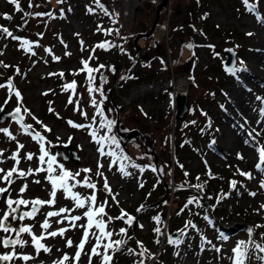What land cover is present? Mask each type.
Listing matches in <instances>:
<instances>
[{
	"label": "rangeland",
	"instance_id": "374dc122",
	"mask_svg": "<svg viewBox=\"0 0 264 264\" xmlns=\"http://www.w3.org/2000/svg\"><path fill=\"white\" fill-rule=\"evenodd\" d=\"M108 1L115 9L118 22L108 21L107 16L100 14L93 17L85 13L84 4H90V0H63L62 3L58 0H17L21 8L19 12L15 11L14 4L0 0V27H7L14 37L19 38L13 39L0 33V84L6 85L11 79L15 90L23 97V107L51 129L45 131L22 108L24 124H31L44 137L45 149L49 155L56 157V163L73 174L79 172L77 181H83L87 176L96 184L95 190L77 186L73 192L80 193L82 197L95 192L97 207L106 202L107 216L102 217L106 223L108 216L119 217L121 209L135 218L131 226L119 219L107 224L106 231L113 232L112 240L126 241L121 251L113 254L109 250V254L113 255L112 264H138L141 259L145 264L148 254L143 258L138 255L142 249L137 242L148 249V253L155 254V259H149L146 264H232L229 257L239 241L251 239L264 246V227H258L264 225V209H261L264 189L260 187L264 173L256 168L259 163L256 149L264 147V117L260 114L263 100L257 99L264 98V25L256 17L264 18V0H249V4L257 7L254 13L248 11L243 0H171L170 8L167 10L165 4L157 19L162 26L159 28L162 34L155 32V25L153 32L157 39L151 34L138 38L136 42L134 37L138 33L143 29H146L145 32L150 30L155 16L152 8L155 10L161 0L155 3L152 0H139V7L136 11L132 9L127 20L122 16L124 0ZM30 2L32 7H29ZM25 13L31 15L25 16ZM35 13L44 15L36 16ZM5 14L12 19H5ZM204 26L207 28L205 32L202 30ZM24 40L31 45L28 51L22 43ZM187 40L199 44L194 47V56L181 47ZM102 42L122 46L106 51L95 48ZM225 47L235 51V75L229 74L222 65L224 56L221 50ZM54 57H59V60ZM82 61H88L91 68L104 65L92 75L96 77L95 86H102L105 96L107 93L111 96L110 100H104L102 107L109 120H116L111 134L120 144V148L106 145L104 151H115L117 155L123 151L131 158L130 162L118 160L112 164L113 157L101 156L97 151L98 145L89 135L92 128H74L68 123L92 124L95 114V108L91 105L92 96L97 101L101 99L98 93L94 92L92 96L88 93V73L80 71ZM16 69H19L18 74ZM152 71H155L153 80H147L146 72ZM61 72L64 73L63 78L49 75ZM101 75L107 79L103 85ZM178 79L188 82L185 88L188 110L181 119L175 117V84ZM73 81L76 83V95L71 89L65 91L63 88V85ZM144 87L149 89L142 90ZM70 98L73 104L68 103ZM77 100L80 108L87 113V118L75 110ZM0 106L5 107L6 113L18 106L14 95L9 98L7 88L0 89ZM50 107L54 111H49ZM234 114L239 117L237 121L240 126L229 120L228 116ZM99 122L100 118L96 117L93 127L99 128ZM4 128L15 139L0 132V150L4 153L0 157L3 160L0 168L5 171L11 169L15 162L9 157L19 152L20 164L17 167L25 172L29 168L34 171V175L26 179L14 175L11 198L47 201L51 191L47 172H35L37 168H47V164H41L38 159L41 155L40 144L26 135L11 117L0 122V129ZM131 130H137V133L127 138ZM106 131L103 129L99 134L104 135ZM18 143L24 147L18 149ZM67 147L76 152L77 161L64 160L57 154V149L65 152ZM29 153L33 155L31 161L25 159ZM121 163L128 165L125 168L128 175L120 171ZM131 163L139 168L131 167ZM98 164L103 165L99 169L103 177L96 175ZM140 168L144 171L141 172ZM83 169L92 171L86 173ZM238 169L251 173L252 179L240 175ZM104 177L115 200L103 189ZM130 178H133L132 181ZM36 180L40 183H35ZM179 181L184 183L179 184L183 187L181 191L175 188ZM201 181L212 190L225 191L231 181H235L236 185L205 206L200 196L192 190V184ZM25 184V192L22 196L18 195ZM0 187H7V184L0 183ZM4 197L7 198L8 193ZM193 197L196 199L188 204ZM6 207L3 199H0V216ZM27 207L21 206V209ZM62 207L73 209L71 215L82 216L77 224H86L87 218L83 217V212L87 210V205L84 209H76L74 202L70 197L65 198L62 190L57 191L54 206L46 205L32 220L12 221L10 218V224L17 229L22 225L30 226L39 236L43 230L38 226L45 220L48 209L58 210ZM21 209L17 215L22 213ZM156 217L163 223L162 227L159 226L160 233L152 227ZM59 219L61 217L50 218L52 226L48 231L62 227L70 230L63 238L49 237L41 241L51 248L50 253L41 250L37 255L30 245L16 247L18 253L35 257L26 264H53L65 253L74 256L84 229L71 228L68 221L56 223ZM189 221L195 225L194 228L185 227ZM232 226L236 230L235 235L222 238ZM121 228L127 229V236L116 235ZM248 229H252L251 236ZM91 232L99 235L95 227L90 230L85 252H90L95 244V236ZM170 232L178 233V238L173 240L179 239V245L168 242ZM184 232L187 233L186 239ZM4 235L15 239L14 233L0 231V236ZM21 238L30 241L26 233ZM68 239L73 241L71 248L65 246ZM108 242L101 241L102 244ZM129 249L136 254L127 256ZM7 251L11 249L0 250V254ZM99 251L103 252V248ZM11 264L25 262L15 259ZM80 264H88L86 255L82 254ZM93 264H101V258L93 257ZM251 264L259 262L253 259Z\"/></svg>",
	"mask_w": 264,
	"mask_h": 264
},
{
	"label": "snow or ice",
	"instance_id": "6c2138e0",
	"mask_svg": "<svg viewBox=\"0 0 264 264\" xmlns=\"http://www.w3.org/2000/svg\"><path fill=\"white\" fill-rule=\"evenodd\" d=\"M8 3L14 4L15 5V11L19 12L21 11L20 5L17 2V0H7ZM59 3H62L63 0H58ZM243 3L247 7L248 11L250 13H254L257 11V7L253 4H249V0H243ZM39 7V5H36ZM96 6L97 8H100L105 12V15H107V11L103 8V5L100 4L99 0H96ZM29 7H32L31 2L29 3ZM31 15L29 13H25V16ZM36 16H42L44 15L43 13H35ZM47 15L51 16V13H48ZM5 19L11 20L12 17L10 15L5 14L4 16ZM256 19L258 22H260L262 25H264V18L261 16L257 15ZM99 30V29H98ZM0 33L6 35L7 37H12L13 39H19L18 37H14L13 33L7 28V27H0ZM106 34H110L106 33ZM118 34V31H117ZM78 35V34H77ZM251 35V33H249ZM23 45H26L27 47L25 48L26 51H28L31 47L29 42L27 40H24ZM82 43V42H81ZM108 45L102 43L100 45H97V47L100 48H105ZM110 46H116V45H110ZM189 49L192 48V45H186ZM34 54V53H33ZM66 55H70V53H66ZM92 57L90 56L89 59ZM54 59L59 60V57H54ZM241 64L243 63L242 61L240 62ZM83 68L80 71H86L88 73L87 77V91L92 96V94L98 93L101 99L97 101V99L92 96L91 99V105L95 108V114L92 117V124L90 125H77L74 124L72 121H68V123L74 127V128H83V127H89L92 128V131L89 133V135L92 137V140L98 145L97 151L100 153L101 156L107 155L110 157H113L112 164H115L118 160L119 161H131V158L124 155L123 151L119 155L115 151H108L105 152V146L107 145L109 148L112 147V145H115L116 148H120V144L117 141V138L114 134H111L113 131V127L115 125V121L109 120L105 114H104V108L102 107L104 100L106 99V96L104 94L103 88L101 87H96L95 86V81L96 77L92 75L94 72H99L101 68L104 67V65H100L97 68H91L89 67V62L88 61H82ZM5 68L8 67V65H4ZM246 71V69H243ZM114 71V69H113ZM226 71L229 72V74L235 75V72L237 69L233 68H228ZM17 74L19 73V69H16ZM79 74V73H76ZM49 75H59L61 78H63L64 73H50ZM130 78V77H129ZM121 79H124V77H121ZM101 85L107 82L106 77L101 75L100 77ZM7 88L9 98H11L12 95H14L18 101V106L14 109V112L11 113L12 117L16 122L23 128L24 133L26 135H29L32 137L33 140H36L40 144V153L41 155L38 157L39 162L41 164H47V168H37L35 172H47V180L51 184V191L49 193L50 198L47 201L40 200V199H35V200H25L23 198L20 199H12L11 198V185L15 182L13 177L15 175L16 178H21V179H26L28 176L34 175L33 169L29 168L27 172L24 170H20L17 166L20 164V159H19V152L13 153L10 159H12L15 163L14 166L5 171L3 168H0V183H6L7 187H0V199H3V202L6 204V210L3 211V215L0 216V231L3 233H9L12 232L15 234V239L11 237H0V245H2L5 249H11V251L4 252L0 254V264H11L12 261L15 259H20L22 261L26 262L35 259L34 256L27 255V254H21L16 251V247L19 246L20 248H23L25 246H32L36 252L37 255L40 254L41 250H43L45 253H50L51 248L46 246L44 243L41 241L51 237L55 238L57 236L64 237L65 233L69 231L70 229L67 227H62L59 228L58 230H54L49 232L48 229L51 228V224L49 223L50 218L52 217H61V219L57 220L56 223L63 224L65 221H68L69 225L71 228H83V235L82 238L79 242V244L76 245L77 251L75 252L74 256H69L67 253H65L60 259L53 261V264H66V262L71 261L72 264H80L81 261V256L86 255L88 257V264H93V257H100L101 258V264H112L113 261V255L109 254V250L113 254L121 251V246L125 244L124 239H118V240H112L113 232L112 231H106L107 224L111 223L113 220L119 219V220H124V223L131 226L134 217H132L130 214L126 213L123 209H121V215L119 217H111L108 216L107 223L105 220L102 218L104 216H107V213L105 212V205H101L97 207V197L95 195V192L89 196H84L82 197L80 193L78 192H73V189L76 188L77 186L88 188V189H96V184L91 182L89 177L85 176L83 178V181H77L76 177L80 175L79 172L73 174L69 172L68 170L64 169L62 165H59L56 163V157L49 155V152L45 149L44 146V137L35 129H33V126L31 124H24V118L23 116L20 115L21 110L23 108V112L30 115L31 118L36 121L37 124H40L41 127L44 128L45 131H51L46 125L43 124V122L39 121L34 115L31 114L30 110L27 108L23 107V97L21 93L17 90H15V87L12 83L11 79H8L7 84H0V89ZM63 88L65 91H68L69 89L72 90L73 95H76L75 89H76V83L73 81L72 83L65 84L63 85ZM48 93H43V95H47ZM258 100H264V98L257 97ZM7 103V100L5 101ZM69 104H73L74 101L70 98L68 101ZM76 111H79L81 115H83L85 118H87V113L84 112L80 106H79V101H75ZM4 111V108L0 106V112ZM49 111H54L51 107L49 108ZM261 116L264 117V109H261L260 112ZM96 117L100 118L99 122V128L93 127V125L96 123ZM29 129H33L31 132ZM106 129V133L104 135H100V131ZM0 132H3L6 136H8L10 139H15V136L12 135L8 131V129H0ZM34 133V134H33ZM260 133H257L259 135ZM71 139V138H69ZM247 143V141H246ZM24 147L23 144H17L18 149H22ZM256 151L258 152L259 155V163H257L256 168L257 171L264 173V147L257 148ZM4 153L2 150H0V157H3ZM47 157V160L45 159ZM238 158L243 159L242 156H238ZM26 160L31 161L33 159V155L31 153L27 154L25 156ZM0 163H3V160L0 159ZM53 165H56L55 167ZM128 165H125L121 163L120 166V171L122 172L123 175H128L125 171V168ZM131 167L134 168H139L138 165L135 163H131ZM103 165L98 164L96 175L98 177H103V172H101L99 169L102 168ZM182 167V166H181ZM59 169V172L57 174V170ZM155 171V169H153ZM83 172H91V169H83ZM140 171L143 172L144 169L140 168ZM162 171V170H161ZM240 175L247 177L248 179H252V174L251 173H246L243 171H240ZM188 173L185 172V176H187ZM209 176H211V173L209 172ZM199 180V177H197ZM69 181H72L70 184ZM35 183H40L39 180H36ZM231 186L234 188L236 185L235 181L230 182ZM143 185H141L142 187ZM192 187H195L197 189L202 190L203 185L198 184V185H193ZM260 187L264 189V180H261L260 182ZM27 188V185H23L19 189L18 195H21L25 192ZM104 189L110 194L111 189L109 187L107 178L104 177ZM58 190H62L63 193L65 194V198H71V200L74 202V206L76 209H84L87 205V210L83 212V217L87 218V222L85 225H79L76 222L80 221L82 219L81 215H71V212L73 209L69 208H60L58 210H53L49 211L46 213V218L41 224L42 232L39 236H37L33 231L30 226H24L22 225L21 227L13 228L10 224V218L12 221H15L19 219L20 221H23L25 218H33L35 214L40 210V206L47 205L49 207H52L56 203V194ZM8 193V197L5 198L4 194ZM250 195L255 196L256 193H250ZM112 199L115 200V195H112ZM196 198L193 197L192 199L188 200V204H192L193 201ZM118 204V201H116ZM217 203H219V199L217 200ZM29 204H31V210L28 212H22L21 214L17 215L19 210L21 209V206L27 207ZM187 206V205H186ZM143 207V206H141ZM261 209H264V205H261ZM137 211H141V209H137ZM67 213V215H65ZM97 217H101L100 219H97ZM127 217V219H125ZM157 222H159L160 218L156 217L155 218ZM207 219V217H206ZM188 226L195 227V225L191 224V221H189L185 227L187 228ZM98 230L99 235L96 234V232H91L92 236H95V244L91 247L90 252H85V245L89 242V235H90V230L93 229ZM141 227H143L141 225ZM258 227H264V225H260ZM155 232L160 233L161 229L159 227L155 228ZM249 235L251 236L252 234V229H248ZM27 234L30 237V241L27 239H22V234ZM183 235V232L181 233ZM116 235L119 236H127V229L126 228H121ZM130 238V237H129ZM226 238V237H222ZM262 239H264V236H262ZM102 240H108V243L102 244ZM170 244H176L179 245L180 240H172L169 239L168 241ZM159 243V241H157ZM138 247L142 249L141 252L138 253L142 258L145 257V254L147 253V259H155V254L148 253V249L144 248V246L140 243L137 242ZM66 247H73V241L71 239H68L66 241ZM103 248V252L99 251V249ZM130 254H136L133 249L128 250ZM216 251H220V249H216ZM233 255L229 257V259L232 261V264H251V261L255 259L256 261L259 262V264H264V255H260V253H264V246H261L260 244L255 243L251 239L249 241H239L232 249ZM138 264H144V259H141Z\"/></svg>",
	"mask_w": 264,
	"mask_h": 264
},
{
	"label": "trees",
	"instance_id": "16d2710c",
	"mask_svg": "<svg viewBox=\"0 0 264 264\" xmlns=\"http://www.w3.org/2000/svg\"><path fill=\"white\" fill-rule=\"evenodd\" d=\"M91 1V3L90 4H84V8H85V13H87V14H90L91 16H93V17H96L97 15H102V17H106L107 19H108V21H116V22H118L119 21V18L118 17H116L115 15H116V13H115V9L112 7V5H111V3L108 1V0H105L106 1V4H105V1L104 0H99V2H100V4H102L103 5V8L107 11V15H105V12L103 11V10H101L100 8H97V6H96V0H90ZM154 7V6H153ZM152 11H155L154 10V8H152ZM117 16H118V14H117ZM156 29H155V32H159V34L161 35L162 33H161V31H160V29L158 28L159 26V22H157L156 24ZM205 27V28H204ZM204 27H202V30L205 32V30H207V28H206V26H204ZM144 31H141L140 33H143V32H145V30L146 29H143ZM202 31V32H203ZM155 32H152L151 34L153 35V38H155V39H157L155 36L156 35H154V33ZM203 32V33H204ZM150 34V35H151ZM197 38H198V36H196ZM105 39H103V41H104ZM102 43H104V44H106V45H108L107 47H106V50H109L110 48H117V49H120L121 48V46L122 45H120V44H118V45H116V46H110V45H114V44H110V43H106V42H102ZM101 43V44H102ZM192 45V48L191 49H189L188 47H186V45ZM100 45V44H99ZM196 45H199V44H196L195 42H193V41H191V40H187V41H185V43L181 46L182 47V49H186L189 53H190V55H193L194 54V47L196 46ZM95 48H97V49H103V48H100V47H97V45L95 46ZM104 50H105V48H104ZM105 50V51H106ZM194 56V55H193ZM90 61V60H89ZM146 74H147V80H153V78H152V76H154V74H155V71H152V72H146ZM157 74V73H156ZM134 75V74H133ZM130 77H133L132 75L130 76ZM106 98H108L109 100L111 99V96H110V94L109 93H107V95H106ZM115 121V123H116V120H114ZM132 179L133 178H130L129 180L130 181H132ZM207 180V179H206ZM232 182V181H231ZM180 183H182V182H178L177 184H176V190H178V191H181L182 189H183V187H182V185H179ZM182 184H184V183H182ZM198 184H201V185H203V189L202 190H200V189H197V188H195V187H192V190H193V192L194 193H196V194H198V196H200V198H201V200H202V202L205 204V206L206 205H208V204H210V202L213 200V199H216V198H218V195H220V194H222V193H224V192H226L228 189L230 190V188H231V184H229V186H228V188L225 190V191H221V190H212V189H209L208 188V185H205V183L203 182V181H201V182H199V183H196L195 185H198ZM194 184H192V186H193ZM186 187V186H185ZM149 208V207H148ZM148 210L149 209H147V212H148ZM205 218V217H204ZM201 219H203L202 217H201ZM154 221H156V223L155 222H153L152 221V223H154V225L152 226L154 229L153 230H155V228H157V227H159L160 225H161V227H162V225H163V223H162V220L160 219L159 220V222H157V220L155 219ZM184 234L186 235L185 236V239L187 238V233L186 232H184ZM157 238H159V234H158V237ZM158 240V239H157ZM128 253V252H127ZM131 254L129 253L127 256H130ZM148 260L149 259H146L145 260V264L148 262Z\"/></svg>",
	"mask_w": 264,
	"mask_h": 264
},
{
	"label": "water",
	"instance_id": "95a60500",
	"mask_svg": "<svg viewBox=\"0 0 264 264\" xmlns=\"http://www.w3.org/2000/svg\"><path fill=\"white\" fill-rule=\"evenodd\" d=\"M166 2H167V0H161L155 6V16H154V20L152 22V26H151L150 30L148 32L138 33L134 37V42H136L138 38L149 36L153 32V30L155 28V24L157 22V19L159 17V13H160L161 9L165 6ZM137 51H138V48H137ZM221 55L224 56V60H223L222 65H223V67L225 69L235 67V51L231 47L223 48L221 50ZM175 97H176V103H177L175 117L177 119H181L187 113V110H188L187 93L185 92V90H177L176 93H175ZM3 108H4V111L0 112V122L4 121L8 117L13 118L11 113L14 112V109L12 111L6 113L4 106H3ZM261 109H264V100L262 101ZM20 115L23 116L22 113H20ZM136 133H137V130H131L129 132L127 138L133 137ZM57 154L60 157H62L64 160H69V159H71L73 161H77L78 160L76 152L71 147H67L65 152H63L61 149H57ZM103 189H104V186H103ZM105 192H107V191L105 190ZM165 197L166 196H164L163 199ZM163 199H161V200H163ZM41 207L42 206H40V208ZM30 210H31V208L28 209V210H24L22 212H28ZM168 236H169L170 239L173 240V239L178 238V233L177 232H170L168 234Z\"/></svg>",
	"mask_w": 264,
	"mask_h": 264
},
{
	"label": "bare ground",
	"instance_id": "6f19581e",
	"mask_svg": "<svg viewBox=\"0 0 264 264\" xmlns=\"http://www.w3.org/2000/svg\"><path fill=\"white\" fill-rule=\"evenodd\" d=\"M152 1L154 3L157 2V1H154V0H152ZM138 7H139L138 0H124L123 1V10L125 12H127V15H125V19L127 20L130 17V15L132 13V9L134 11H136ZM123 10H122V12H123ZM158 26H159L158 28H160L161 24L159 23ZM165 28H166V26H165ZM165 31H166V29H165ZM187 85H188V82L186 80L178 79L176 84H175V89H177V90H185ZM145 89H149V88L148 87H144L142 90H145ZM228 118H229L230 121H232L236 125L238 124V126H240L239 122L237 121L239 119V117H237L236 114H234L233 116L230 115V116H228ZM226 231H229V232L226 235L223 236V237H226L224 239H228V237H232L236 233V230H235V228L233 226L228 228Z\"/></svg>",
	"mask_w": 264,
	"mask_h": 264
},
{
	"label": "flooded vegetation",
	"instance_id": "af4514ba",
	"mask_svg": "<svg viewBox=\"0 0 264 264\" xmlns=\"http://www.w3.org/2000/svg\"><path fill=\"white\" fill-rule=\"evenodd\" d=\"M46 205H44V206H42L41 207V209L35 214V216L36 215H38V213H40V211L45 207ZM31 208V206H29V207H27V208H25V209H21V212L22 211H24V210H28V209H30ZM54 209L53 208H50V209H48V212L49 211H53ZM20 212V213H21ZM35 216L33 217V218H35ZM33 218H27V219H30V220H32ZM11 226H12V224H11ZM13 227V226H12ZM39 228H41V224H39V226H38ZM40 234V233H39ZM0 237H11V236H8V235H4V236H0ZM29 237V236H28ZM12 238V237H11ZM14 239V238H13ZM0 250H8V249H5L2 245H0Z\"/></svg>",
	"mask_w": 264,
	"mask_h": 264
},
{
	"label": "built area",
	"instance_id": "2783aa9c",
	"mask_svg": "<svg viewBox=\"0 0 264 264\" xmlns=\"http://www.w3.org/2000/svg\"><path fill=\"white\" fill-rule=\"evenodd\" d=\"M139 1V0H138ZM154 1H157L158 2V0H154ZM166 8H167V10L170 8V4H171V0H167V2H166ZM124 14H125V12H124ZM123 14V12H122V16H124L125 17V15Z\"/></svg>",
	"mask_w": 264,
	"mask_h": 264
}]
</instances>
